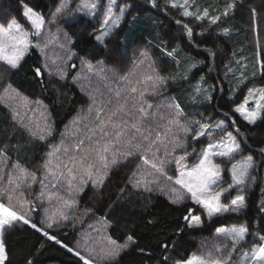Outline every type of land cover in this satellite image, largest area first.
I'll return each instance as SVG.
<instances>
[{"label": "snow or ice", "instance_id": "obj_1", "mask_svg": "<svg viewBox=\"0 0 264 264\" xmlns=\"http://www.w3.org/2000/svg\"><path fill=\"white\" fill-rule=\"evenodd\" d=\"M20 3L27 27L15 15L0 21V103L7 110L0 116V264H12L6 235L18 226L66 248L78 264H118L139 241L131 233L122 243L113 238L109 233L111 211L133 195L142 200L144 193L163 194L173 205L190 201L194 206L186 208L183 226L172 236H181L185 228L202 229L206 222L217 224L212 236L202 239L194 250L179 252L178 240L168 243L171 236L158 242V254L138 247V254L145 257L143 264H264V229L254 227L247 218L224 222L227 216H239L248 208L247 191L259 181L258 173H253L264 166V146L249 144L241 128V122L250 127L264 123V43L259 36L264 0H134L121 4L118 0L106 4L78 0L72 12L94 19L102 12L99 27L94 29L98 45L107 47V38L114 35L119 41L130 10L138 13L150 6L174 20L187 47L183 39L172 47L166 41L162 45L149 42L131 56L125 48L110 50L107 58L95 64L80 58L81 72L72 79L79 84L86 105L59 130L48 106L23 95L10 77L36 50L44 61L32 67L34 80L43 84L45 75L48 83L68 79L77 67L70 63L76 55L69 47L72 39L59 27L53 32L50 26L69 14L72 0H59L48 17L24 0ZM241 10L248 13L256 68L249 74L243 58L233 52L223 64L224 78L217 72L216 81L209 85L210 74L222 63L217 57L224 51L223 42L236 31L231 21ZM61 35L64 42L58 43ZM55 43L63 54L50 58L45 49ZM191 49L206 53L205 59L196 60ZM157 51L168 60L162 61ZM201 65L208 72L201 71L195 78L193 69L200 70ZM225 82L235 85L229 89L230 101L242 94L230 112L222 113L225 119L213 123L211 113L187 109V105L202 102L201 97L211 103L217 91L224 92ZM178 85H186L179 94ZM36 111L39 120L28 115ZM259 143L264 145V139ZM120 172L115 199L109 196L105 202V190ZM89 191L92 196L82 204ZM99 206L104 207L102 215ZM256 211L264 223V187ZM69 225L79 233L74 246L59 237V231ZM25 264H34V260L29 258Z\"/></svg>", "mask_w": 264, "mask_h": 264}, {"label": "trees", "instance_id": "obj_2", "mask_svg": "<svg viewBox=\"0 0 264 264\" xmlns=\"http://www.w3.org/2000/svg\"><path fill=\"white\" fill-rule=\"evenodd\" d=\"M24 2L34 7L36 11L42 12L45 16L51 13L58 4V0H24ZM121 2L133 3L134 0H121ZM130 11L131 14L127 15L126 21L131 16L144 12H153L158 17L159 41L152 42L145 37L141 38L135 44L127 47L128 56L132 55L139 44L148 45L149 42H151V45H162V42L166 41L169 47H172L177 43H181L183 39L184 46L187 47L186 38H183L174 20L166 18L163 14H157L155 10L150 9V6H146L143 11L138 13L132 10ZM21 12L20 0H0V21H7L15 15L24 24L26 21L21 16ZM249 23L246 10L237 12L235 18L231 21L236 31L230 40L223 42L224 51L217 57L222 63L219 64L216 72L210 74L211 79H208V82L211 84L216 81L217 72L220 74V79L224 78L223 64L230 61L233 52L236 53V56L241 53L256 56L255 41L248 32ZM97 26V19H92L82 14H74L62 21L64 32H67L72 39V45H69V47L76 54L72 60L77 65L76 68H78L80 58H86L91 63H96L101 59L107 58L109 51L112 49H116L117 51L124 50L121 46L122 29L120 30L119 41H117L115 35L109 37L107 39V47H105L98 45L95 40L94 29H97ZM259 36L261 42L264 43V18L261 20ZM208 43L211 44L212 41L209 40ZM190 52L191 55L199 60L205 59L206 57V53L198 54L196 49H191ZM156 54L162 57V61L168 60L167 57L162 56L158 51ZM42 62V54L39 51L32 50L25 57L22 69L12 75L10 80L13 86L23 95L29 97L30 100H41L44 105L48 106L52 113V118L56 123V127L59 130L86 103V98L81 93L79 84L73 82L72 78L75 75L76 69L71 70L66 81L53 80V83H48V77L46 75L43 78V84L34 80L31 69L33 66H37ZM2 67L0 65V69ZM164 67L168 68L169 65L164 64ZM201 71L207 73L208 69L204 65L200 66V70L193 69L195 78L199 77ZM182 86L185 85H178L176 88L178 89ZM229 89V83L225 82L224 92L217 91L211 103L206 102L198 107L199 112H203L205 115L211 113L213 121L225 119L222 113L230 112L233 103L239 102V99L242 98V94H238L235 101H230ZM6 112L7 110L4 108L3 103H0V116H3ZM241 128L248 135L249 144L254 147L264 146L259 143L264 139V123H259L256 127H250L241 122ZM253 134H256L254 139L252 138ZM257 160H259V156H257ZM257 173L259 176L258 183L247 191L248 208L239 216L235 214L227 216L224 221L225 223H233L237 220L244 222L245 218H247V221L254 227L264 229V223L260 222V216L256 211V204L261 199V187H264V166L259 167L255 171V174ZM122 175L123 172L114 174L105 190V202H107L109 196L115 199L116 189L121 184ZM225 179L226 182H230V178L227 176ZM91 196V191L87 192L83 197L82 204L88 202ZM189 206H193L190 201L180 205L170 204L166 196L160 193H144L142 200H139L136 195H133L127 203L117 205L111 211L110 219L113 223L109 229V233L121 243L124 240V236L131 233L139 241L138 247L150 248L157 254L159 253V248L157 247L158 242L170 236L171 239H168L169 244L173 240L179 241L177 245L179 252L194 250L198 247L202 239L212 236L215 231L214 225L217 222L214 221L212 224L206 222L202 229L189 230L185 228L181 236H172V233L177 228L183 226L182 216ZM99 207L101 208L99 214L102 215L104 207ZM150 220L153 223H149ZM85 226L86 224L83 227ZM79 227L78 225L77 229ZM78 235V231L73 230L71 225L67 229L59 231V237L69 246L75 245ZM6 241L11 254L12 264H25L29 258L34 260V264H78L77 259L66 248L55 245L53 242H46L44 237L26 226L22 229L18 226L16 230L7 233ZM41 243L44 244L43 248L40 247ZM138 247H132L130 251L123 254L118 264H143L145 257L138 254Z\"/></svg>", "mask_w": 264, "mask_h": 264}, {"label": "rangeland", "instance_id": "obj_3", "mask_svg": "<svg viewBox=\"0 0 264 264\" xmlns=\"http://www.w3.org/2000/svg\"><path fill=\"white\" fill-rule=\"evenodd\" d=\"M58 3H59V0H58ZM76 3H78V0H72V4L70 5L69 14L63 18H60L57 25L50 26L51 30L53 32L56 31L57 27H59L62 30V32H64V29L62 28V21L68 19L69 17L73 16L74 14H77V15L81 14V13H76V12L71 11V8H74ZM103 3L106 4L107 0H103ZM121 3H122L121 0H118V4H121ZM115 11L118 12L119 9L117 8V9H115ZM49 15H50V13L47 14L46 17H48ZM133 16L136 17L135 20H133ZM133 16H131L127 20V22L123 24V27H122L121 46L123 49L127 48L128 46H131L132 44H135L139 39L144 38V37L146 39L152 41V42L159 41V30H158L159 19L153 12H144L142 14H136ZM101 17H102V12H101ZM101 17L95 18V19H97V23H98L97 28L99 27V22H100ZM126 17H127V15H126ZM92 19H94V18H92ZM24 25L27 27V22L24 23ZM107 39H109V38H107ZM63 42H64L63 36L61 35L58 43H63ZM58 43L50 45L47 49H45V52H46L48 57L56 58L57 56L63 54L62 50L58 46ZM141 45H144V44H139V46H141ZM42 57H43V61H44V56L42 55ZM193 57H195V56H193ZM241 57L243 58L242 63H246L248 65V73L250 74L256 68V56L248 55V54H242V53L237 54V58H241ZM195 59L199 60L196 57H195ZM70 63H73V61H71ZM233 63H234V61H233ZM93 64H95V63H93ZM187 66L188 65H185L184 67H187ZM80 72H81V68H80V60H79L78 61V68H76V72H75L74 76L79 75ZM6 82H7V77L5 78V83ZM84 83H85V86H87V81H84ZM207 83L209 85H211L210 82L207 81ZM234 86H235L234 83H229L230 88L234 87ZM184 87H186V85L179 87L177 89V94H179V90L184 88ZM0 91H2V89H0ZM182 100H186V97H182ZM201 101L202 102H198L195 105H187V109L189 111L194 110L196 112H199L198 107L207 102V101H203V97H201ZM13 103H14V106H16V102H13ZM84 105H86V103ZM28 115L30 117H34L37 120L40 119V112L39 111L29 112ZM217 121H219V120L213 121V123H215ZM253 174L256 175L255 171ZM233 194H235V193H233ZM89 222H92V221H89ZM96 226L100 227V225H96ZM86 227H87V225L85 226V228Z\"/></svg>", "mask_w": 264, "mask_h": 264}]
</instances>
